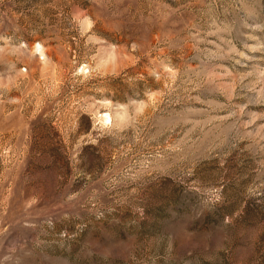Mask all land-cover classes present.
<instances>
[{
  "label": "rangeland",
  "instance_id": "1",
  "mask_svg": "<svg viewBox=\"0 0 264 264\" xmlns=\"http://www.w3.org/2000/svg\"><path fill=\"white\" fill-rule=\"evenodd\" d=\"M0 264H264V0H0Z\"/></svg>",
  "mask_w": 264,
  "mask_h": 264
},
{
  "label": "bare ground",
  "instance_id": "2",
  "mask_svg": "<svg viewBox=\"0 0 264 264\" xmlns=\"http://www.w3.org/2000/svg\"><path fill=\"white\" fill-rule=\"evenodd\" d=\"M35 50L38 51V52H42V51L40 50V46H37V47L35 48Z\"/></svg>",
  "mask_w": 264,
  "mask_h": 264
}]
</instances>
